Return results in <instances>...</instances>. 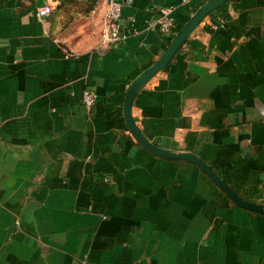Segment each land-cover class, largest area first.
Masks as SVG:
<instances>
[{
  "label": "crops",
  "instance_id": "1",
  "mask_svg": "<svg viewBox=\"0 0 264 264\" xmlns=\"http://www.w3.org/2000/svg\"><path fill=\"white\" fill-rule=\"evenodd\" d=\"M208 1L125 0L126 38L103 48L105 0H0V264H264V215L147 151L124 117L128 86L171 40L159 9L177 31ZM132 118L264 205V0L207 15Z\"/></svg>",
  "mask_w": 264,
  "mask_h": 264
},
{
  "label": "water",
  "instance_id": "2",
  "mask_svg": "<svg viewBox=\"0 0 264 264\" xmlns=\"http://www.w3.org/2000/svg\"><path fill=\"white\" fill-rule=\"evenodd\" d=\"M230 0H210L200 7L188 21L176 31L174 36L171 38L168 46L159 57V59L151 65L149 68L144 70L138 77H136L128 86L125 97H124V117L127 127L130 131L131 136L135 141L145 148L150 153L166 160L188 162L194 164L201 169L212 182L222 190L229 199L238 207L247 211L264 215V205L252 203L243 200L231 187H229L222 179L216 174V172L199 157L192 153H175L166 149L159 148L145 139L139 129L136 127L132 118V105L135 97L139 91L162 69H164L168 63L172 60L174 55L182 47L183 43L192 34L199 23L210 13L216 10L222 4Z\"/></svg>",
  "mask_w": 264,
  "mask_h": 264
},
{
  "label": "built area",
  "instance_id": "3",
  "mask_svg": "<svg viewBox=\"0 0 264 264\" xmlns=\"http://www.w3.org/2000/svg\"><path fill=\"white\" fill-rule=\"evenodd\" d=\"M125 5V0H105L104 10V30L101 35L100 45L103 48L125 40L126 35L122 32L121 18L122 8ZM52 13L50 6H44L38 9L37 14L41 17L48 16ZM171 8L159 9V17L156 27L159 33L170 39L176 33L175 20L172 17ZM97 99V95L90 90H86L82 95V103L86 108H91Z\"/></svg>",
  "mask_w": 264,
  "mask_h": 264
},
{
  "label": "trees",
  "instance_id": "4",
  "mask_svg": "<svg viewBox=\"0 0 264 264\" xmlns=\"http://www.w3.org/2000/svg\"><path fill=\"white\" fill-rule=\"evenodd\" d=\"M84 12H87V11H84Z\"/></svg>",
  "mask_w": 264,
  "mask_h": 264
}]
</instances>
